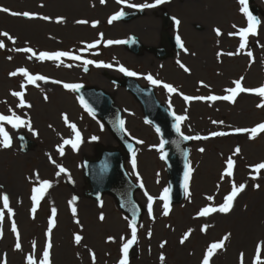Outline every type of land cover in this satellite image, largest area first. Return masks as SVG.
Instances as JSON below:
<instances>
[{
  "label": "rangeland",
  "instance_id": "1",
  "mask_svg": "<svg viewBox=\"0 0 264 264\" xmlns=\"http://www.w3.org/2000/svg\"><path fill=\"white\" fill-rule=\"evenodd\" d=\"M152 1L0 0V7L12 12L50 18L27 19L0 12V32L8 33L15 40L13 43L0 36V43L5 45L0 48V114H15L29 121L31 126L30 130L28 126L14 129L4 125L11 146L0 147V197L7 195L13 215H8L0 200V212L4 214L0 220V264H26L30 255L40 264L49 242L50 264H119L122 246L131 239L130 223L118 211L112 198L104 196L96 203L83 196L82 158L91 157L96 145L119 146L105 126L79 104L74 92L63 87L65 83L94 85L110 93L121 110L126 136L136 145L135 171L132 160L125 162V170L138 185L135 199L143 207V215L136 227L137 240L129 250L128 264H201L207 248L225 236L228 239L224 247L216 252L210 264H240L241 254L244 264H253L257 245H264V170L259 174L252 171L253 166L264 162V133L249 139L250 133L236 132V129H251L264 123V108L257 107L262 103L261 98L241 93L234 103L195 99L185 102L183 99V96H223L224 90L234 87L233 81L241 78L242 86L248 89L264 85V16H259L257 35L248 37L243 50L239 49L238 35H230L237 28L247 26L238 0H170L158 8H146L144 16L129 23H109L113 15L136 9L126 4L142 5ZM255 3L264 12V0H255ZM159 8L171 15L173 23L169 33L179 35L187 51L181 49L170 59L159 62L146 52L134 57L122 48V44L107 45L108 41H126L129 35H134L147 47L158 46V18L162 14ZM57 18H63L62 22L57 23ZM175 20L180 21L179 25ZM89 43H96L97 47L85 49ZM18 48H31L36 55L69 52L112 67L88 65L89 72L84 74L80 61L65 58L57 67L54 61L30 59V53L18 52L15 50ZM237 52L239 54L228 55ZM177 61L190 71L185 72ZM120 66L137 73L134 78L142 86L154 87L158 100L172 113L186 117L180 125L182 135L209 137L192 140L188 195L181 204L169 208L167 216L163 215L164 202L160 199L167 188L165 166L157 150L161 140L143 120L132 97L112 86L103 75L105 71L111 76L123 75L117 71ZM21 68L30 74L42 75L49 82L27 85L22 76L10 75ZM149 74L172 85L177 92L169 94L161 86L150 85L143 78ZM53 80L60 83H51ZM22 84L26 86L22 88ZM12 92H23L25 104L30 107L19 106V99ZM65 115L81 135V143L75 150L70 144L64 145L65 140L74 139L64 122ZM213 132L229 134L212 137ZM18 133L34 142L27 154L18 150ZM137 140L142 143H136ZM61 145L63 155L58 151ZM236 148L240 149L238 154H234ZM228 158L235 161L233 176L221 179ZM61 167L65 172H59ZM44 181L51 187L33 214L32 189ZM233 182L246 187L234 200L230 212L198 216L206 206H220ZM145 193L153 197L151 217ZM209 196L213 198L211 201L207 199ZM53 209L56 210L55 224L49 235L48 222ZM13 223L19 241L11 230ZM186 233L190 235L181 244ZM76 235L82 237L79 244L75 242ZM17 242L21 245L19 250L15 248ZM261 259L264 260V248Z\"/></svg>",
  "mask_w": 264,
  "mask_h": 264
},
{
  "label": "snow or ice",
  "instance_id": "2",
  "mask_svg": "<svg viewBox=\"0 0 264 264\" xmlns=\"http://www.w3.org/2000/svg\"><path fill=\"white\" fill-rule=\"evenodd\" d=\"M124 0H117V3H123ZM169 2V0H154V3H145L142 5H133V4H126L127 7L130 8H137L139 10H143L146 8H155L161 4L167 3ZM101 3H104V0H101ZM238 3L240 4V12L241 14L245 17L246 19V27L243 28H237V31L235 33H230V35H238L239 37V49L243 50L246 45H247V40L249 36H253V35H257V30H258V26L260 24V21L250 12L249 10V6H248V0H238ZM0 12H4L7 13L8 15L11 16H23L27 19H43V20H49V17H44V16H40L37 17L35 14L29 13V12H23V13H18V12H12L9 9L6 8H2L0 7ZM124 15L123 12H119L115 15H113L110 19H109V23L111 24L113 21L115 20H119L122 16ZM63 18H57L56 22L57 23H61ZM77 23L80 24H84L87 23V21H77ZM175 23L177 25H179L180 21L179 20H175ZM93 27H95V23H93L92 25ZM234 27H236L234 25ZM216 34L217 36H220L221 33L219 31V29H216ZM0 36H4L7 37L8 39L12 40L13 43H15V40L12 39L11 36H9L8 33L6 32H0ZM113 43L116 44H123V43H127V41H108L107 45H111ZM176 44L178 47H180L181 49H184V45L181 41V38L179 35L176 36ZM5 45L3 43H0V48H3ZM97 47L96 43H89L85 45V49H92ZM18 52H24V53H30L31 55L29 56V58L31 59L32 57H35V59L43 62V61H54L57 62V67H59L61 65V63H63V60L65 58L69 59V60H73V61H80L82 63V65L84 66V70L87 71V66L88 65H94L97 68H111L112 65L111 64H105L103 62H96L93 60H89V59H82L80 55H73L69 52H64V51H56L53 53H49V52H41L39 53V55H36L35 52H33V50L31 48H18L15 49ZM185 51H187L186 49H184ZM235 54H239V52L237 53H228V55H235ZM249 56H251V52L247 53ZM222 55L221 54H218ZM177 63L179 64V66L185 71V72H189L190 70L183 65L182 63H179V61H177ZM66 67H72V65H65ZM117 71L123 73L125 76H129V77H135L138 74L130 71L128 69H126L123 66H120L119 68H117ZM11 76H17L20 75L24 78V80L26 81L27 85H36L38 81H44L45 83L49 82L48 78L42 76V75H33L30 74L26 69H19L18 71H14L12 73H10ZM145 80L148 81V83L150 85L153 86H161L163 87L169 94H173L177 92V89L174 88L172 85H169L167 83H162L159 80L154 79L150 74L146 75L143 77ZM242 79L240 80H235L233 81L234 87H230V88H226L224 91L226 92L225 95L223 96H216V95H209L207 97H190V96H183V99L185 100V102H190L192 100H207V101H218V100H223V101H227L229 103H234L237 99V97L241 94V93H250V94H254L258 97L261 98L262 103L258 104L257 107H261L264 108V85L260 86L259 88L256 89H248L242 86ZM51 83H60L59 81H51ZM26 85L22 84L21 87L24 88ZM63 87L68 90V91H72V92H78L80 90V88L82 87V85L80 84H68L65 83L63 84ZM13 96L17 97L19 99V106L21 107H30V105L25 104V101L23 99L24 93L23 92H12L11 93ZM45 99H47V97H45ZM79 103L81 104V106L90 114H93V109L89 106L88 102L81 96L79 97ZM169 107L171 108V105H169ZM171 115H173V118L175 120V124L173 125L174 130L176 132V134L178 136H181V138L185 141L187 140H206L209 139V137L207 136H185L182 135L181 133V122L183 120L186 119L185 116H177L174 113H170ZM64 122L67 125V127H69L72 131V133L74 134V139H69V140H65L64 141V145H68L70 144L73 148V150H75L78 145L81 143V135L80 132L78 131V129L76 128V126L72 123H70L68 121L67 116H64ZM118 123V127L119 130L124 133L125 135H128V133L126 132L125 128H124V124L125 122L120 119L117 121ZM213 123H216L215 121ZM10 125L12 128L17 129L20 127H24V126H28L29 129L31 130V126H30V122L27 120H22L20 117L16 116L15 114L9 115V116H5L0 114V147H3L5 149L9 148L11 146V138L8 135V133L5 131L4 125ZM157 133H160V129L157 128L156 129ZM236 132H248L250 133L249 135V139H255L257 137L258 134L260 133H264V123H260L258 125H256L255 127L251 128V129H236ZM35 135V133H33ZM229 133L227 132H213L211 133L212 137H217V136H226ZM93 140L96 139V137L92 138ZM136 143H142V141L137 140ZM164 144L165 141L161 140L159 148L157 149L158 151L161 152V159H165V154H164ZM130 150H131V146ZM58 151L61 153V155H63V145L59 146ZM201 152L204 151V149H200ZM240 151L239 148L235 149L234 154H238ZM132 166H133V171H135L136 168V160H135V152L133 151L132 153ZM234 166H235V161L232 158H228L226 161V167L224 172L222 173L221 179H224L225 177H232L233 176V170H234ZM261 170H264V162L259 163L255 166L252 167V171L254 173L259 174L261 172ZM60 173L65 172V169L63 167H61L59 169ZM59 175V173H58ZM191 175V169L188 167V165H185V173H184V183H183V188L185 191V195H188V184H189V178ZM137 178L139 179V176H137ZM253 179L256 178V176L252 177ZM51 187L50 183L47 181H44L42 183L39 184L38 187H34L32 189V196H31V200H32V213L34 214L37 211V207L40 203V201L43 199L46 191ZM140 187L143 188V184H140ZM246 185L244 184H240L239 186H237L234 182L232 183L231 186V191L230 193L224 197V201L220 206H206L204 208H202L199 213L198 216L200 217H207L212 213H222V214H227L228 212H230V210L233 207V202L236 199V197L242 192L244 191ZM258 187V185L256 186ZM169 191L170 189H164V192L162 194V196L160 197V199L164 202L163 203V215L167 216L169 214ZM145 195L148 198V214L151 217L152 216V205H153V197H151L150 195H148L147 193H145ZM208 200H212V197H207ZM0 200H2L3 203V208L8 210V215L11 217L13 215L11 209L9 208V200L7 195H3L2 197H0ZM75 201L73 200L72 203H74ZM135 207V206H133ZM72 213L75 216L76 214V209L73 207L72 209ZM3 212H0V220L3 219ZM56 215V210L53 209L52 210V218L49 219L48 222V234L50 235L52 228L54 227L55 224V220L54 217ZM103 216L100 217L101 220H103ZM129 228L131 229V239H128L126 243L123 244L122 246V259L120 260L119 264H128V255H129V250L130 248L133 246V244L136 243L137 240V229H136V223H135V213L133 214V220L132 222L129 224ZM12 232L16 234L17 236V241H19V233L17 231L16 225L13 223L12 224V228H11ZM206 229H202V231H204ZM190 233H186L184 235V237L181 239V244H183L189 237ZM82 237L79 235L75 236V242L77 244L80 243ZM228 236H225L221 241L219 242H214L212 243L206 250L205 255L203 257V260L201 262V264H210V261L212 259V257L216 254V252L220 249H222L224 247V243L225 241H227ZM35 247V245H34ZM161 247H164V244H161ZM15 248L17 250H19L21 248V245L19 242L16 243ZM262 248H264V245L258 244L257 248H256V256L254 258L253 264H264V260L261 259V251ZM50 249H51V243L49 242L46 247L44 248L43 251V257L40 260V264H50ZM161 261L164 260V257L161 256L160 257ZM26 264H36V261L34 260L33 256H28L26 258ZM240 264H244V257L243 254H241L240 257Z\"/></svg>",
  "mask_w": 264,
  "mask_h": 264
},
{
  "label": "water",
  "instance_id": "3",
  "mask_svg": "<svg viewBox=\"0 0 264 264\" xmlns=\"http://www.w3.org/2000/svg\"><path fill=\"white\" fill-rule=\"evenodd\" d=\"M248 2L250 12L257 18L256 8L251 6L252 0H248ZM136 16L137 14H134L126 20ZM163 17V31L160 35L159 47L145 48L136 38L130 37V41L126 44L128 51L134 55H140L143 50H147L159 60L170 57L171 51L177 52L180 47L177 46L176 39L170 37L166 32L170 19L166 15ZM197 29L200 28L197 26ZM112 82L125 87L140 105L144 119L155 130L160 129L159 135L165 141L163 149L165 159L163 161L166 165L168 189H170L169 206L179 204L183 198L185 165L189 153L187 146L191 142L183 140L181 136L176 134L173 127L175 124L173 115L163 104L157 101L152 88H141L127 77H123L121 80L112 79ZM76 93L88 102L93 109V114L103 121L123 149L120 151L97 146L94 157L83 159V178L86 183L84 196L94 201H99L105 194L112 196L117 207L131 222L135 213V223L138 225L142 214V208L134 199V192L138 188L131 182L124 170V162L126 159L132 158L135 145L119 130L117 121L121 119L120 110L115 106L112 97L97 88H80ZM17 140L19 150L22 153L28 152L34 146V143L23 134L18 135ZM129 146H131V150Z\"/></svg>",
  "mask_w": 264,
  "mask_h": 264
}]
</instances>
